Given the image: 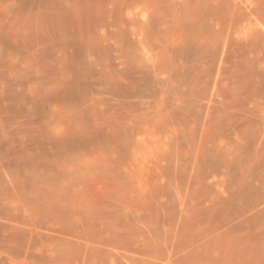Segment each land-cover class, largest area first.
Here are the masks:
<instances>
[{
	"label": "rangeland",
	"instance_id": "obj_1",
	"mask_svg": "<svg viewBox=\"0 0 264 264\" xmlns=\"http://www.w3.org/2000/svg\"><path fill=\"white\" fill-rule=\"evenodd\" d=\"M0 264H264V0H0Z\"/></svg>",
	"mask_w": 264,
	"mask_h": 264
}]
</instances>
